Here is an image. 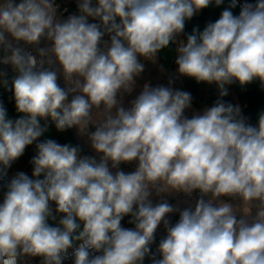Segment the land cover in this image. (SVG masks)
Listing matches in <instances>:
<instances>
[{"label":"clouds","instance_id":"9594fccd","mask_svg":"<svg viewBox=\"0 0 264 264\" xmlns=\"http://www.w3.org/2000/svg\"><path fill=\"white\" fill-rule=\"evenodd\" d=\"M223 2L76 0L79 14L62 19L56 0H0V64L17 73L8 90L21 114L8 118L0 99V264H264V113L253 126L223 99L235 83L259 81L264 91V0H230L219 19L179 41L176 73L216 83L211 106L186 116L191 93L173 79L145 83L124 106L142 60L156 63L187 21ZM49 119L59 132L75 127L86 136L99 160L39 141L40 121ZM31 145L36 179L18 172L7 180ZM134 161V171L119 170ZM196 191L194 209L150 199ZM125 217L134 228L122 226ZM161 224L167 236L157 259L150 245Z\"/></svg>","mask_w":264,"mask_h":264},{"label":"trees","instance_id":"16d2710c","mask_svg":"<svg viewBox=\"0 0 264 264\" xmlns=\"http://www.w3.org/2000/svg\"><path fill=\"white\" fill-rule=\"evenodd\" d=\"M248 2L254 3L255 0H248ZM229 3L230 0H224V2L219 6L215 5L214 3L210 4L209 7L201 10L200 14L193 16L189 21L186 22L184 34L182 35L183 40L186 42L187 35L191 34L193 28H198L200 31H203L204 27L208 23L215 22L217 19H219L222 11L228 8ZM231 10L234 15H239L240 7L237 6ZM176 47V42L170 43L169 48L162 50L158 55L162 65L168 71H172L176 67L173 62ZM1 72L3 75H0V99L3 100L4 107L7 109L8 118L15 120L19 118L21 114L16 112L15 101L12 98L13 93L8 89L11 88L12 81L17 76V73L10 65L4 64H0V73ZM4 80H7L8 82L6 86L2 83ZM182 82L186 91L191 93L192 106L198 110H202L205 107L211 106L219 97V89L216 83L208 84L201 82L198 84L194 79L185 76H182ZM226 87L228 88V95L223 99L235 106L236 102L232 97V92L235 93L237 95L239 104L242 106L241 115L246 118L247 123L253 126L257 125L259 115L264 113V91L260 89L259 81L248 84L243 88H241L238 83ZM40 123L42 127L46 126V131L40 138H38L39 141L53 139L61 144L69 143L80 147L77 144L71 129H68L64 132H59L56 130L54 122H52L50 119L47 121L41 120ZM81 153H85L82 148ZM34 155V145L28 146L25 149L23 156L15 161L9 169L26 171L29 173L30 178L36 179V177L32 176L33 166L30 164V160ZM22 167H24V169H21ZM39 178L42 179L43 175H41ZM129 219L130 217H125L121 222L122 226L125 228H134V225L128 223ZM49 223L52 226H58L59 219L57 220L56 224L51 221ZM154 246L155 241L150 245L151 251ZM144 264H151L149 257L145 258Z\"/></svg>","mask_w":264,"mask_h":264},{"label":"crops","instance_id":"0c3cea01","mask_svg":"<svg viewBox=\"0 0 264 264\" xmlns=\"http://www.w3.org/2000/svg\"><path fill=\"white\" fill-rule=\"evenodd\" d=\"M18 2V0H17ZM201 11L196 13L194 16L200 14ZM62 19L67 18V16H62ZM183 40V36L181 35L180 37L177 38L176 45L178 46L179 41ZM184 41V40H183ZM51 42L48 41H42V47L44 46H50ZM142 62L145 64V69L143 73L140 75V77L137 78V84L134 89V91L131 94H125L124 96V106L127 108L130 106V101L133 100L142 90L143 85L145 83H149L151 86H156V85H163V86H169V79H173L172 87L174 89H177L178 87L183 85L182 82V76H178L176 73V67L172 71H168L164 68L162 65L160 58L158 56L156 63H152L150 61H143ZM161 66H163V71H161ZM2 73V72H1ZM63 87H64V81L62 75L59 78L58 81ZM232 97L234 101L236 102V105H239L240 108L242 109L241 104H239L237 95L232 92ZM71 99V97H69ZM203 110V109H202ZM194 108L192 106L191 109H188L185 111V115L188 116L189 118L193 115L195 111H202ZM94 129V128H93ZM73 136L77 142V144L83 149V151L86 153V155L90 156H95L97 160H99V155L97 154L94 150L91 149L90 142L87 140L86 136H81L78 132V130L74 127L71 129ZM85 153H81L82 155H85ZM136 168V162H132L130 164L122 163L120 165L119 170L124 171L125 173L132 172ZM115 172L116 169H113ZM152 200L153 205L161 202V200H167L168 202H174L176 204V207L179 208L180 210H183L185 208V194L183 193H176L172 195L164 194L162 196H156L155 193L150 197ZM225 201H227L228 198H223ZM235 203V201H233ZM179 212V211H178Z\"/></svg>","mask_w":264,"mask_h":264},{"label":"built area","instance_id":"2783aa9c","mask_svg":"<svg viewBox=\"0 0 264 264\" xmlns=\"http://www.w3.org/2000/svg\"><path fill=\"white\" fill-rule=\"evenodd\" d=\"M56 2H57V4L60 5V9L62 10V16H68L69 14H72V13L79 14L77 4H76V0H56ZM243 2H244L243 0H240V3H243ZM237 6L240 7L239 4ZM64 9H67V11H63ZM89 22L98 23L99 21L98 20H92L90 18ZM33 54H35L34 50H33ZM18 172H24L29 176V173L26 171L9 169L7 180H10ZM5 190L6 189H4V188H0V203L3 202V194H4ZM197 198H198V191L193 192L191 197L185 196V201H186L185 208L186 207H193V209H194L195 200ZM206 199H207V197H206ZM168 203L173 205L174 207H176V204L174 202H168ZM60 218H61L60 216H57V219L55 221L50 219L49 222L51 221V222L56 224L57 220ZM167 218L169 219L170 224H175L179 220V212L178 211L174 212V213L170 214ZM166 236H167V231L164 228L163 224H161L155 233V239H154L155 246L151 251L152 253L156 254L157 259L160 258L159 253L157 252L159 242L162 239L166 238ZM95 254L101 255L102 253H95ZM149 259L151 260L150 257H149ZM22 264H23V262H22ZM27 264H40V261L38 258H33L32 260L28 261ZM65 264H72V261L71 260L65 261Z\"/></svg>","mask_w":264,"mask_h":264},{"label":"water","instance_id":"95a60500","mask_svg":"<svg viewBox=\"0 0 264 264\" xmlns=\"http://www.w3.org/2000/svg\"><path fill=\"white\" fill-rule=\"evenodd\" d=\"M40 47H42V42H41V44H40ZM59 84H60V83H59ZM60 86L63 87L61 84H60ZM177 89H180V90H184V91H186L184 85L178 87ZM89 131H94V129H93L92 126L89 127Z\"/></svg>","mask_w":264,"mask_h":264},{"label":"rangeland","instance_id":"374dc122","mask_svg":"<svg viewBox=\"0 0 264 264\" xmlns=\"http://www.w3.org/2000/svg\"><path fill=\"white\" fill-rule=\"evenodd\" d=\"M21 169H24V167H22Z\"/></svg>","mask_w":264,"mask_h":264}]
</instances>
